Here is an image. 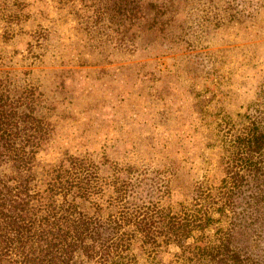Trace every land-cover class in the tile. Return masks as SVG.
Returning <instances> with one entry per match:
<instances>
[{"label": "rangeland", "instance_id": "374dc122", "mask_svg": "<svg viewBox=\"0 0 264 264\" xmlns=\"http://www.w3.org/2000/svg\"><path fill=\"white\" fill-rule=\"evenodd\" d=\"M1 2L9 7L0 8V70H9L19 86L54 96L51 135L36 157L39 188L68 151L88 154L101 179L115 169L139 191V184L147 188V200L164 194L161 203L169 209L217 193L226 133L248 124L264 77V0H164L166 13L156 14L153 27L123 37L111 24L119 0ZM109 185L96 187L80 206L116 211ZM253 190L248 186L242 196L252 206L241 198L238 207H247L248 223L256 209ZM219 212L212 207L205 231L211 239L231 221L229 209ZM258 226L245 230L253 257L264 251ZM201 241L195 234L184 243ZM178 251L172 245L154 259L179 264ZM155 262L139 253V264Z\"/></svg>", "mask_w": 264, "mask_h": 264}, {"label": "trees", "instance_id": "16d2710c", "mask_svg": "<svg viewBox=\"0 0 264 264\" xmlns=\"http://www.w3.org/2000/svg\"><path fill=\"white\" fill-rule=\"evenodd\" d=\"M163 1L119 0L111 24L121 37L153 27L156 14L166 13L161 10ZM1 3L0 8L9 7ZM94 12L101 14L102 9ZM44 93L11 82L10 71L0 70V264H139V253L155 264H174L154 259L172 245L179 248L175 254L179 264H264V251L253 257L246 241L255 223L264 231V77L250 102L248 124L226 133L225 177L217 193L197 194L174 209L163 206L164 194L147 200V188L139 184V191L138 185L115 175V169L101 179L85 153L77 157L66 151L51 166L45 188H39L36 157L51 135L47 114L55 108L54 96L43 97ZM104 182L113 187L110 197L118 205L116 211L100 204L82 208ZM250 185L256 209L248 223L247 207H238L241 198L252 206L250 198L242 197ZM130 196L133 200L127 206ZM200 198L208 204L200 206ZM216 205L219 213L229 209L232 217L228 226L216 228L211 239L205 231ZM195 234L201 244L187 246L185 240Z\"/></svg>", "mask_w": 264, "mask_h": 264}]
</instances>
